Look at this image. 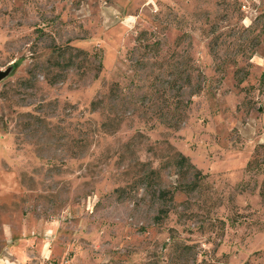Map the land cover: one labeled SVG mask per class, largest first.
Listing matches in <instances>:
<instances>
[{
    "label": "rangeland",
    "instance_id": "1",
    "mask_svg": "<svg viewBox=\"0 0 264 264\" xmlns=\"http://www.w3.org/2000/svg\"><path fill=\"white\" fill-rule=\"evenodd\" d=\"M0 71V264H264V0H0Z\"/></svg>",
    "mask_w": 264,
    "mask_h": 264
},
{
    "label": "trees",
    "instance_id": "2",
    "mask_svg": "<svg viewBox=\"0 0 264 264\" xmlns=\"http://www.w3.org/2000/svg\"><path fill=\"white\" fill-rule=\"evenodd\" d=\"M179 162H180L181 165H185L186 162H187V158L182 155L181 158H180V160H179Z\"/></svg>",
    "mask_w": 264,
    "mask_h": 264
},
{
    "label": "water",
    "instance_id": "3",
    "mask_svg": "<svg viewBox=\"0 0 264 264\" xmlns=\"http://www.w3.org/2000/svg\"><path fill=\"white\" fill-rule=\"evenodd\" d=\"M5 73L0 71V80L4 77Z\"/></svg>",
    "mask_w": 264,
    "mask_h": 264
}]
</instances>
